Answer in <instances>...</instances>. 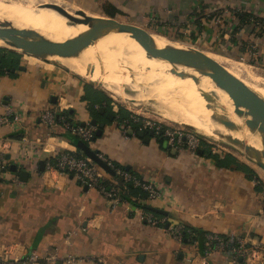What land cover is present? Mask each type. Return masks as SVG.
I'll list each match as a JSON object with an SVG mask.
<instances>
[{
  "label": "crops",
  "instance_id": "crops-1",
  "mask_svg": "<svg viewBox=\"0 0 264 264\" xmlns=\"http://www.w3.org/2000/svg\"><path fill=\"white\" fill-rule=\"evenodd\" d=\"M59 1L81 12L127 17L264 67V0H77L83 6ZM1 50L0 113L8 104L22 115L17 127L0 122V151L5 155L0 167V250L5 247L12 259L36 251L43 261L57 250L63 258L56 264H249L232 253L205 254L180 241L170 229L173 224L241 234L264 246V188L245 168L235 162L219 164L202 149L193 153L169 148L157 134L146 140L139 134L145 129L124 126L117 112L113 119L107 117L111 110L97 89L35 64L42 61L38 58L25 64L16 53L8 57ZM65 98L63 107L74 122L94 117L106 122L103 133L89 142L91 147L158 184L163 196L148 202L168 211L154 210L158 223L146 222L123 204L112 208L97 188L72 173L41 169V160L47 163L58 151L77 148L70 141L74 134L61 120L50 125L41 119L45 109L58 108ZM22 170L28 171L26 180ZM69 253L82 258L68 262Z\"/></svg>",
  "mask_w": 264,
  "mask_h": 264
},
{
  "label": "bare ground",
  "instance_id": "bare-ground-1",
  "mask_svg": "<svg viewBox=\"0 0 264 264\" xmlns=\"http://www.w3.org/2000/svg\"><path fill=\"white\" fill-rule=\"evenodd\" d=\"M60 5L58 0H0V25L31 28L28 35L14 33L13 41L18 44L15 48L19 50L39 32L50 36L53 42L48 53L76 73L98 81L111 96L139 113L157 112L160 119L184 124L207 137L232 135L245 141L252 151L264 155L261 126L256 125L250 131L242 124L241 115L232 111L233 99L221 87L223 79L216 81L213 75H203L190 68L191 56L187 51L193 48L219 66L235 83L234 89L249 97L252 109L259 112L264 111L263 68L202 49L194 43L171 41L162 34L142 35L135 28L124 26L122 21ZM79 19L116 32L107 34L102 28L77 22ZM78 35L83 40H78ZM67 37H73L79 56L64 41ZM0 45L14 47L2 37ZM143 45L159 47L162 51L147 56ZM26 55L43 60L31 53ZM158 56H165V60ZM167 60L175 63L176 71L169 70L171 64ZM132 73L136 74V81ZM216 111L222 113V119L214 114Z\"/></svg>",
  "mask_w": 264,
  "mask_h": 264
},
{
  "label": "built area",
  "instance_id": "built-area-1",
  "mask_svg": "<svg viewBox=\"0 0 264 264\" xmlns=\"http://www.w3.org/2000/svg\"><path fill=\"white\" fill-rule=\"evenodd\" d=\"M1 48L0 45V64H1ZM58 108L45 109L41 114V119L47 124H54L60 118L64 125L74 135H77L81 139H84L88 143L92 141L96 134L97 125L91 121L83 123H73L65 114L60 113L67 109L64 108L63 102L59 101ZM22 120L20 111L16 110L13 106L6 104L4 112L0 113V122L7 125L19 126ZM128 124L127 127H131ZM140 129L154 130L155 134L162 135L167 141V144L172 149H188L193 153H197L200 147L201 138L199 134L187 127L177 125H162L157 121H148L141 125ZM76 145V144H75ZM46 143L44 144V147ZM76 149H64L58 151L54 155V159H49L46 163L47 169L57 170L60 173H72L83 184L97 188L109 201L111 207H116L120 204L126 206L130 211H134L140 214L142 219L151 224H156L160 221L159 216L154 210L144 207L143 204L149 202V200L160 198L163 196L162 190L158 184L150 178L133 171L123 164H119L111 158H108L102 152L99 155L105 159L112 167L113 173L103 168L95 159L86 154L76 145ZM5 166V155L0 151V167ZM131 188H138L145 192L144 195L139 194V197L129 196ZM141 193V192H139ZM131 198V199H130ZM136 199L137 202H134ZM165 219V218H164ZM170 229L174 236L180 241L185 240L186 226L185 224H173ZM190 236V243L199 247L198 240L192 239L191 236L195 233L188 229ZM204 253L211 254L212 252L219 250L223 252H229L234 255L235 258H243L249 264H264V246L261 243H252L248 241L245 236L241 234H223L215 231H207L205 233ZM194 257V256H193ZM193 257H191L193 262ZM36 251H32L31 254L25 257H10V251L5 247L0 250V264H13L18 260L26 264H56L57 260L63 258L57 250H54L50 254L46 255L43 261ZM82 257L69 253L65 259L68 262H73ZM101 259V258H99ZM109 264V263H104ZM201 264H206L202 260Z\"/></svg>",
  "mask_w": 264,
  "mask_h": 264
},
{
  "label": "water",
  "instance_id": "water-1",
  "mask_svg": "<svg viewBox=\"0 0 264 264\" xmlns=\"http://www.w3.org/2000/svg\"><path fill=\"white\" fill-rule=\"evenodd\" d=\"M72 19H75L77 17H71ZM79 23L86 24L88 26H91L89 23L86 21L79 19L77 20ZM94 28H102L106 30L107 34L110 32H116L114 30H111L107 26H91ZM31 28L30 27H9V26H2L0 25V37L6 39L10 43L14 45V47H17L18 44L13 41V35L14 33H22L24 35H28L30 32ZM78 40H83V37L78 35L76 37ZM53 39L45 34H42V32H39L37 35L33 37L32 41H27L22 44V49L24 51H27L28 53L40 56L42 58H48V59H57L56 57L52 56V54L48 53L49 49L52 47V41ZM68 47L71 49L72 53L75 55H80L77 53L76 49L73 46V37H67L64 40ZM143 47L146 49V55L147 56H152L157 52L162 51L161 48L159 47H151L147 45H143ZM188 54L191 56L189 67L190 68H195L198 71H201L203 75L206 74H211L214 76L215 80L218 81L220 78L223 79V82L221 83V87L226 88V91L228 93V96L233 99V109L232 111L239 116L241 115V122L243 125H247L249 127V130H253L256 125L261 126V131H262V136L264 139V117H262V114H264V111L259 112L258 110L252 109L251 106V101L249 97L244 95L240 90L234 89L235 83L233 80L224 73V71L217 66L215 63L211 62L210 60L206 59L202 54L199 52L195 51L193 48L188 49ZM169 54V53H168ZM157 58L164 59L165 56H158ZM168 63L171 64L169 70L170 71H176L177 67L173 61L167 60ZM131 69V68H130ZM133 80L136 81L137 77L135 73H132ZM53 99L56 100V96H53ZM242 105V106H241ZM243 111V113H242ZM219 119H222V113L220 111H216L214 113ZM107 117L109 119L114 118V113L109 111L107 113ZM91 122L95 125H97V130L94 138L97 136H100L103 133V129L105 127L106 122L105 121H99L97 117H94L91 119ZM85 122H83L84 124ZM140 135H145L146 140H149L152 136H155V131L152 130H141L139 132ZM222 137H225L226 139L230 140L234 144L242 147L245 149L246 153L253 157L257 164L260 165L264 169V155H260L255 151H252L250 147L243 141L242 139L234 138L232 135L224 134L221 133L219 134ZM167 143V141H165ZM76 145L82 149L86 154L90 155L93 159H95L103 168H105L107 171L113 173L112 167L108 164V162L103 159L99 155V149L91 147L90 143L85 141L84 139L77 138L76 139ZM41 169H45L46 163L45 160H41ZM17 165L13 164V169H16ZM21 178L23 180L27 179L28 176V171L27 170H22L20 172ZM148 207L152 210L162 212L167 214L168 211L162 208H158L155 206H149ZM169 225V222L167 223Z\"/></svg>",
  "mask_w": 264,
  "mask_h": 264
},
{
  "label": "rangeland",
  "instance_id": "rangeland-1",
  "mask_svg": "<svg viewBox=\"0 0 264 264\" xmlns=\"http://www.w3.org/2000/svg\"><path fill=\"white\" fill-rule=\"evenodd\" d=\"M59 1V0H58ZM70 1V0H68ZM76 1L78 4L82 5L80 1L74 0ZM71 3H74L72 1H70ZM61 4H65L66 6L72 8V9H77V10H83V9H79L71 7L70 5L66 4L65 2H61ZM83 6V5H82ZM87 11V10H84ZM104 17H108L111 19H116L119 20L120 22L122 21L124 26H130L133 27L137 30L138 33L142 34V35H156L158 37L159 34L165 35L169 40L174 41V40H181V41H185V42H189V43H194L192 41L189 40H185L180 36L177 35H171L169 33H165L162 31H157L152 29V27H150L149 25H146L145 23L139 22V21H135L132 19H129L127 17H123V16H118L119 18H113V17H109L103 14H100ZM164 40V39H163ZM200 48L202 47V49H207L208 51H212V52H216L219 53L221 52L229 55L225 52L219 51L217 49H213L204 45H199L197 44ZM3 50L8 51L7 55L8 57L11 56L13 53H16V55H18L19 59L23 61V63L25 64H34L32 62L29 61V59H31L30 55H25L26 53H28L27 51L19 50L16 49L15 47H11L8 45H2ZM231 57H234L232 55H229ZM42 58V57H41ZM237 60H244V61H248L246 59L240 58V57H234ZM43 60L47 61H38L35 62V64L44 66L46 69H49L51 71H58V72H63L66 75H69L70 77L75 78V80L79 81L80 84H83V86L86 87V89H90V88H95L97 89V91L102 94L103 98L106 99V106L108 109H112V111H115L119 114V118L120 119H125V123L124 126L127 124H131L133 126L134 123H138L139 125L148 122V121H157V123H160L162 125H177V126H184L187 127L189 129H192L194 131H196L195 129L189 127V126H185L184 124L178 123V122H171L170 120H162L159 118L157 112H153L151 110H148L146 113H139L138 111H136L134 108H131L128 106V104H126L125 102H122L116 98H114L113 96H111V94L109 92H107L104 88V86H102V84H100L98 81H94L92 79H90L87 76L81 75L79 73H76L75 71L71 70L66 64H64L62 61H60L59 59H48V58H42ZM7 60V58H6ZM36 61V59H33ZM41 60V59H39ZM241 61V60H240ZM251 63H254L253 61H248ZM247 62V63H248ZM257 64L258 63H254ZM261 65H259L258 67H260ZM262 67V66H261ZM260 67V68H261ZM264 69V67H262ZM60 96L63 99L64 93L60 92ZM68 104V100L65 98V102H63V105H67ZM169 119V118H168ZM131 126V130L135 131V127ZM197 132V131H196ZM199 137L201 138V143H200V147H205L207 149V154H208V150L211 149L213 153H220V154H226V153H230L232 155H234L240 162L242 163H247L248 165H250L251 167H253V171L255 172L254 174L256 176H254L255 180L257 181V185L259 186L260 189L264 188V169L257 164L256 160L251 157L250 155H248L245 151L244 148L234 144L233 142H231L230 140L226 139L225 137H222L221 135H218V137H207L206 135L199 133ZM169 146V145H168ZM169 148H172L169 146ZM252 162V163H251ZM252 164V165H251Z\"/></svg>",
  "mask_w": 264,
  "mask_h": 264
},
{
  "label": "trees",
  "instance_id": "trees-1",
  "mask_svg": "<svg viewBox=\"0 0 264 264\" xmlns=\"http://www.w3.org/2000/svg\"><path fill=\"white\" fill-rule=\"evenodd\" d=\"M106 14V13H105ZM109 15V14H108ZM110 16H112V17H114V16H116V15H114V14H110ZM3 48V47H2ZM1 48V49H2ZM2 51V50H1ZM2 54H1V64H0V66L2 65V61L4 60V56H3V52H1ZM89 95V98L91 99V101L93 102V103H96L97 101H98V99L95 97V95H90V93L88 94ZM111 110V112H113L112 111V109H110ZM61 114H65L66 115V117L70 120V121H72L73 123H76V122H74L73 120H72V118H71V112H70V110H64V111H62L61 113H60V115ZM59 120H60V118H59ZM78 123H82V122H78ZM133 126L135 127V129H137V130H140V125L136 122V123H134L133 124ZM146 130V129H145ZM156 135V134H155ZM158 137L160 138V140L161 141H166L165 140V138L164 137H162V135H158ZM77 138H80V137H78L77 135H74V136H72L71 138H70V141L71 142H73V143H76V139ZM200 149H202V152H203V154L204 153H207V149L205 148V147H199V150ZM198 150V151H199ZM209 152H208V154L209 155H211V156H213V158L217 161V163H219V164H222V165H225V164H230L231 162H235L236 163V165H238V166H241V167H243V168H245L246 170H247V172L248 173H250V176H252V177H254V176H256L254 173V169H253V167H251L250 165H248L247 163H242V162H240L234 155H232V154H230V153H226L225 155H220L219 153H213L212 152V150L211 149H209L208 150ZM120 164V163H119ZM126 166V165H125ZM127 167V166H126ZM134 190H136V192L134 191ZM139 192H141V193H139ZM145 194V192H143V191H141L140 189H138V188H131V191H130V193H129V196L131 197L132 195H134V194ZM131 199V198H130ZM132 200H134V202H137L136 201V199H132ZM144 205V207H146V208H149L148 207V204L147 203H145V204H143ZM156 213V212H155ZM186 226V229H185V231H186V234L184 235L185 236V241L186 242H190L189 240L190 239H188V236H190L191 235V233H189V231H188V229H190L191 231H194L195 233L191 236V238L192 239H196V240H198V243H199V247L204 251V243H205V233L207 232V231H204V230H202V229H200V228H195L193 225H190V224H187V225H185Z\"/></svg>",
  "mask_w": 264,
  "mask_h": 264
}]
</instances>
